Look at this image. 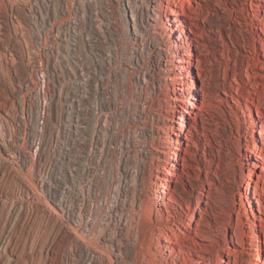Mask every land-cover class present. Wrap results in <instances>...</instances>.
<instances>
[{"label":"rangeland","instance_id":"obj_1","mask_svg":"<svg viewBox=\"0 0 264 264\" xmlns=\"http://www.w3.org/2000/svg\"><path fill=\"white\" fill-rule=\"evenodd\" d=\"M176 1L166 0L172 17ZM135 3L134 24L123 18L127 0H0V264H111L116 241L135 264L142 250L126 229L134 216L157 224L190 215L208 230L227 223L217 234L227 235L236 264L257 262V244L264 258V160L245 138L264 129V8L183 0L178 20L165 23L175 36L141 45L147 4ZM179 32L183 86L164 78L161 59H172ZM171 125L179 127L174 142ZM167 144V153L157 150ZM173 152L176 175L162 189L169 200L157 201ZM152 250L157 264H173ZM220 256L226 264L231 255Z\"/></svg>","mask_w":264,"mask_h":264},{"label":"bare ground","instance_id":"obj_2","mask_svg":"<svg viewBox=\"0 0 264 264\" xmlns=\"http://www.w3.org/2000/svg\"><path fill=\"white\" fill-rule=\"evenodd\" d=\"M131 1L132 0H127L128 4H126V6L124 7L123 18L126 21H129V19L132 18L134 24L138 19L137 16H135L136 14H135L134 9H133L134 5L136 4L135 2H137L138 5H142L144 2L147 4L146 17H144V19L140 20V23H143V26H142V28H140V30L138 32H136L137 38L135 39V42L139 41V38L142 41L141 45H143V43H145V42L147 43V40H149V39L157 41V39L160 37V35H162L165 32H169V34L172 37L175 36V34H174L175 29L172 28L170 25H168V27H166L165 23L169 24L171 21L178 20L179 17H176V16L179 15L180 10L178 8L181 6V4H182L181 2L183 0H177L175 2V6L178 7L177 9H173V12H172L173 14L176 15L175 17L170 16L171 13H170V15H168L169 5L166 3V0H136L135 2H133L134 5L131 4ZM261 1L258 2L256 0V2H254L252 0L253 8H255V10L256 9L260 10V9L264 8V3H263L264 0H261ZM183 4H184V2H183ZM163 26L165 27V30H163ZM262 30H264V27H262ZM178 39L181 40V44H179L177 42H175V43L173 42V44H171V51H172V55H173L172 59L171 58H164V56L161 57V59H162V63L164 64L163 70L165 72H168V74L166 76H164V78L167 80H173V81L181 79V80H178V84L183 86L184 81L182 79V75H184L186 68L184 65H182L184 63V60L181 58V56H179L178 53H179L180 48H185V45H187V40L183 38V36L180 32L178 35ZM137 46H139V45H137ZM188 52H189V50H187V52H185V53H188ZM253 53H254V55L258 54V50H257L256 46H254ZM175 61L178 62L179 65H176ZM261 65H262V67H264V64H261ZM178 71H180V72H178ZM191 79L192 80H191L190 86L192 89H196L193 76ZM236 89L238 90L239 88H236ZM225 93L230 97L233 96L232 93H229V92H225ZM239 94H240V92H239ZM246 99H248L247 96H246ZM175 100L178 101L179 98H175ZM185 103H187V102L185 101ZM229 108H231V111H233V109H234L230 105H229ZM186 111H187V108H186V105H184L180 110L181 117L178 120L179 124L181 125V128H180L181 133L180 134L177 133V130L179 129V127H177L176 125H171L169 127L171 142L175 141V135L178 134V135L182 136V135L186 134L185 131H186L187 124H186V118L184 116ZM257 114L259 115V117H261L264 120V112L258 110ZM249 115H251V114L249 113ZM251 122L254 123V126L257 124L255 119L254 120L251 119ZM259 133L262 135V138L255 136L254 132L250 135V138H249V136L245 137L248 141H251V140L256 141V146H255L254 150L250 147V145L247 146L246 150L254 153L257 157V161L264 160V146H262L259 143V139L261 140L264 138V129L259 130ZM163 147H164V149L162 148V149H157V150H159L160 152H163V153H167L168 152L167 148H168V150H170L172 147V144H167V145H164ZM249 156H251V155H249ZM249 156L246 154V157L248 159L250 158ZM171 158L173 159V162L171 163V166L168 168L167 177H163L160 174L158 175V177H160L161 181L157 183L158 188L156 189V195H155V197L157 198V201H161V200H165V199L169 200L168 196H165L162 193V189L166 188L163 181L170 182V181H172L173 177L176 175V159H177V157H176L174 152H173V156H171ZM252 163L254 165L253 166L254 168L258 167L257 162L252 161ZM158 171H159V173H164L163 168H161V167L158 168ZM254 172L255 171L252 169V171L248 177V183H247L248 184L247 185V198L248 199L250 198V194H251L252 187H253ZM260 178L264 179V176L261 175ZM262 193L264 194V188L262 189ZM262 193H260V194H262ZM202 194H203L202 198H204V197L207 198L205 200L206 207H209V205H210L209 193H205L203 191ZM167 207L171 208L170 206H167ZM187 207L189 209H191V203H189ZM168 208H167V210L169 211ZM205 210H201V213H202L201 217H203V213H205ZM188 216H190V215H187V219H188ZM215 216H214V218H215ZM150 218L151 217H148V216H146V217L141 216L140 218L139 217L137 218L134 216L129 221V224H128L129 226L126 227V229L127 228L129 229V231L137 233V234L135 233L137 236L134 238L138 239L139 245H140L141 250H142V253H141L142 258L141 259H140V256L135 255L136 259H137L135 261V264H157L156 259H155L157 253L153 252V250H152L153 244H154V247L157 248L158 253H160V255L165 258L162 260L167 261V258H171L173 260V264H215V258H218L220 260L219 264H225L222 262L221 256H220L222 251L227 252L229 255H231V256H229V260L226 264H236L237 253L233 252L231 249H229L227 247V245H226L227 235L226 234L218 235V234H220L219 231H223V229L224 230L229 229L227 223L222 222L223 225L218 229H213L211 227L212 225H210L211 223L207 224V226L209 227V230H208L206 228L204 229L201 227V224L203 222L201 220V218H199L198 220H195L194 216H191L190 221H187V219L185 217L184 218L180 217V219L174 220L173 222H170L171 219H169V220L167 219L168 220L167 222H161V223L158 222L157 224H154ZM83 223L84 222H82V224ZM234 229L238 235L237 237L242 236L241 235L242 233H240V235L238 234V230L236 229L235 226H234ZM234 229L232 227L233 232H234ZM128 237H129V235H128ZM216 237H219L220 240L217 239ZM197 238L209 240V243L207 245L201 244L197 240ZM256 238L258 239V236H256ZM135 241H136V239H135ZM96 242H97V240L95 241V243ZM152 242H153V244H151ZM174 244H177L179 246L180 252L182 253L183 257H180V255L177 253V249L174 246ZM95 245L97 246V244H95ZM114 246L116 248L114 251L115 257L112 260V262H110V263L111 264H130L128 262L123 261V257H122L123 255H121V251H122L121 250V248H122L121 244L116 241V244ZM256 246L257 247H255V250L257 252V258H256L257 262H255L254 264H264V258L262 255V253H263L262 247L260 244H257ZM97 248L100 251L97 250L98 252H95V253H98V256L97 255L96 256L98 258L102 259V255L104 254L103 253L104 248H100V247H97ZM88 249H87V251L90 252ZM139 252H140V250H139ZM133 253H135V252H133ZM148 256H150L151 259H149L150 257H148ZM133 259H134V257H133Z\"/></svg>","mask_w":264,"mask_h":264},{"label":"built area","instance_id":"obj_3","mask_svg":"<svg viewBox=\"0 0 264 264\" xmlns=\"http://www.w3.org/2000/svg\"><path fill=\"white\" fill-rule=\"evenodd\" d=\"M39 74H40V78H44V72H40Z\"/></svg>","mask_w":264,"mask_h":264}]
</instances>
